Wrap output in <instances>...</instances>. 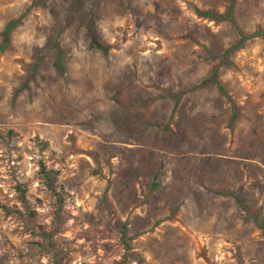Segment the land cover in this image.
Returning <instances> with one entry per match:
<instances>
[{"label":"rangeland","instance_id":"rangeland-1","mask_svg":"<svg viewBox=\"0 0 264 264\" xmlns=\"http://www.w3.org/2000/svg\"><path fill=\"white\" fill-rule=\"evenodd\" d=\"M232 2L0 0V264H264V0L242 43L195 13Z\"/></svg>","mask_w":264,"mask_h":264},{"label":"trees","instance_id":"trees-1","mask_svg":"<svg viewBox=\"0 0 264 264\" xmlns=\"http://www.w3.org/2000/svg\"><path fill=\"white\" fill-rule=\"evenodd\" d=\"M232 4L230 6V8L228 9V12L226 15L224 16H218V15H214V14H211V13H202L201 11L195 9V13L197 16H199L200 18H207V19H210L212 21H227L229 23H231L234 28L237 30L238 32V35L240 36L241 38V43L248 40L249 38L251 37H254V36H249V37H246L242 32L241 30L239 29L237 23L235 22L234 18H233V14H232V11H233V7H234V4H235V0H232ZM17 25V23H12L10 25H8V27L6 28V36H5V41L7 40L8 38V34L9 32L15 28V26ZM264 37V35H262ZM55 66H56V69H58L59 71H62L63 70V60H62V54L61 52L57 49V58H56V62H55ZM211 82H214L215 84L218 85L219 89L223 91V88L221 86V84L218 82V80L216 79L215 76L212 77V80ZM178 104V101L176 102V105L175 107L177 106ZM235 116V115H234ZM235 117H233L234 119ZM41 174H42V177L44 179V181H51V176L49 173L45 172L44 169H42L41 171ZM218 194H221V195H229L231 197H233L235 200L238 201V203L240 204H243L242 200L239 198L238 195L236 194H233V193H218ZM257 222V225L259 226V228L263 231L264 233V226L260 223H258V220H256ZM123 237L124 239L126 238V233H125V229H124V233H123ZM126 244V242H125ZM126 248L127 250L129 249L128 245H126Z\"/></svg>","mask_w":264,"mask_h":264}]
</instances>
